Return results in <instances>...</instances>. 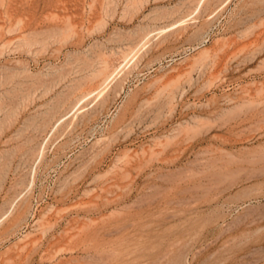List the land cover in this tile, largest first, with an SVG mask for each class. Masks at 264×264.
<instances>
[{
  "label": "rangeland",
  "instance_id": "rangeland-1",
  "mask_svg": "<svg viewBox=\"0 0 264 264\" xmlns=\"http://www.w3.org/2000/svg\"><path fill=\"white\" fill-rule=\"evenodd\" d=\"M0 264H264V0H0Z\"/></svg>",
  "mask_w": 264,
  "mask_h": 264
}]
</instances>
